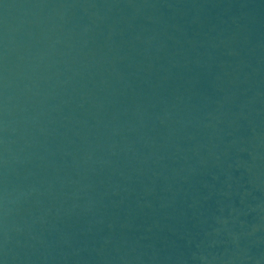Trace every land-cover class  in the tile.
Segmentation results:
<instances>
[{"label": "water", "instance_id": "95a60500", "mask_svg": "<svg viewBox=\"0 0 264 264\" xmlns=\"http://www.w3.org/2000/svg\"><path fill=\"white\" fill-rule=\"evenodd\" d=\"M0 264H264V0H0Z\"/></svg>", "mask_w": 264, "mask_h": 264}]
</instances>
